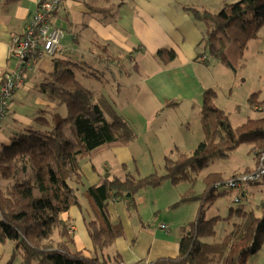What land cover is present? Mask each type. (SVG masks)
<instances>
[{"label":"trees","instance_id":"1","mask_svg":"<svg viewBox=\"0 0 264 264\" xmlns=\"http://www.w3.org/2000/svg\"><path fill=\"white\" fill-rule=\"evenodd\" d=\"M97 11L105 13L106 9ZM193 16L205 23L206 49L232 66L230 53L242 54L249 40L258 37L264 26V0H223L219 13L194 9ZM90 50L98 53L108 66L117 65L120 72L124 71L125 56H114L107 44L94 42ZM156 56L166 63L174 60L176 54L173 49L161 48ZM54 64V70L40 82L39 90L59 105H67L66 115L58 117L50 129L28 127L16 133L0 149V242L13 243L10 258L5 262L0 258V264H14L18 257L21 264H118L99 256L124 233L122 223H113L111 219V202L120 200L136 206L135 196L140 190L160 186L167 178L173 182L186 180L215 159L229 157L242 144L250 146L259 163L264 151V116L250 117L234 126L229 113L216 105V90L207 89L201 107L205 137L192 153L173 149L177 154L165 157V174L155 172L138 177L136 165L123 176H103L98 183L85 188L83 195L94 212L87 228L96 253L99 252L88 256L74 249L73 224L64 217L72 206L81 203L78 191L84 184L82 164L104 150L131 144L138 133L115 102L79 79L78 73L98 76L93 65L59 58H55ZM254 95L250 99L252 107L260 102ZM177 104L178 100H172L165 105ZM252 169L249 167L246 172ZM225 179L222 172H211L204 178L203 192L189 190L181 196L175 204L200 201L198 214L183 230L179 254L159 258L152 264H249L250 258L258 256L264 243V209L262 215L243 206L237 210L230 207L228 217L205 215V208L215 199L234 190L217 184ZM245 193L243 190L240 195L246 196ZM233 213L239 220L217 236L218 223L231 220Z\"/></svg>","mask_w":264,"mask_h":264},{"label":"crops","instance_id":"2","mask_svg":"<svg viewBox=\"0 0 264 264\" xmlns=\"http://www.w3.org/2000/svg\"><path fill=\"white\" fill-rule=\"evenodd\" d=\"M39 1L0 0V84L4 72L18 67V62L11 56L12 38L24 32ZM97 8H105L106 12H99ZM52 23L65 31L61 46L55 57L35 59L25 70L24 81L12 97L10 110L0 121V149L9 144L16 133L28 127L50 129L58 117L66 115L64 105L48 99L39 90L40 82L54 70L55 58L86 62L97 72L110 75L113 90L118 94L120 109L117 108L122 114L129 113L135 128L140 131L139 137L131 144L111 148L85 160L82 164L84 184L80 186L98 183L105 175L104 170H112L106 176H123L131 170L133 162L139 163V160L149 170L154 169L155 161L148 159L154 154V149L148 146V138L155 141L164 158L175 148L190 154L204 140L201 123L203 96L206 89L215 84L207 65L196 61L197 45L203 41L206 26L188 13L179 1L66 0L54 14ZM94 42L107 44L114 56H125L122 63L124 71L120 72L121 67L117 65L108 66L98 53L91 51ZM161 48L173 49L175 59L163 63L156 56ZM131 52L133 54L126 56ZM78 77L85 85L87 82L84 80L102 82L100 76L87 77L78 73ZM120 96L122 100H119ZM172 100H178L179 104L167 107L165 104ZM252 108L257 110V106ZM140 155L143 159L139 158ZM213 172L224 173L220 170ZM263 185L247 187L246 191L261 192ZM240 193L243 190L237 195ZM197 207L193 208L191 217L183 221L185 224L178 231L174 223L166 220L146 224L141 215L135 227L127 216L126 202L114 200L109 204L113 223L121 222L125 232L128 221L131 233L115 241L124 259L119 261L116 251L111 258L118 257V264H152L159 258L176 257L183 230L196 216ZM82 208L86 209L83 211ZM87 210L94 214L89 200L86 203L81 200L80 205L72 206L64 217L70 218L73 224L77 250H87L85 254L95 256L99 252L96 253L87 228ZM164 223L168 225L167 229L161 227ZM9 242L13 246L11 241L0 243L6 245Z\"/></svg>","mask_w":264,"mask_h":264},{"label":"rangeland","instance_id":"3","mask_svg":"<svg viewBox=\"0 0 264 264\" xmlns=\"http://www.w3.org/2000/svg\"><path fill=\"white\" fill-rule=\"evenodd\" d=\"M180 2L181 6L187 7V12L192 14L193 10L199 9L201 11L208 10L212 13H219L223 7V0H177ZM230 2H235L237 0H229ZM194 17V16H193ZM65 35V31L63 30ZM63 35V37H64ZM230 60L233 64L232 66L227 65L226 62L215 58L211 55L210 51L206 49L205 42L202 41L197 45V56L196 61H199L206 66L207 70L210 71L213 83H215L211 88L216 90V105L225 108L228 111L230 116V122L232 125L237 126L244 121H246L249 117H261L264 116V26H262L259 31V35L256 38H252L247 43L244 48L242 54H237L235 52L230 53ZM209 65V66H208ZM106 73V72H105ZM98 76L101 77L102 82L99 80L94 81H86V85L95 89L97 93H103L109 99L116 103L117 107L120 109V104L117 101L118 94L113 90V80L110 78V75L99 73ZM93 82V83H91ZM118 82H116L115 86ZM217 84V85H216ZM209 89V88H207ZM206 89V90H207ZM255 94V95H254ZM254 95L257 97L256 99L260 101L257 103V109L262 108V110H255L252 108L250 104V99ZM122 96H120L119 100H122ZM218 98V100H217ZM67 109V105L64 104V107ZM123 111V110H121ZM124 113V112H123ZM250 113V114H249ZM129 121L132 122L133 117L128 113L124 114ZM137 130V129H136ZM139 137V133L138 132ZM150 139V143L148 146L151 149H154L153 157H149L148 159H153L155 161L154 169L147 168L143 165L142 160L140 162H133L131 170H134L135 166H138V177H143L152 173L157 172L158 174H165V158L160 155V151H158L156 143L153 139ZM146 149L144 145H140ZM109 150V149H107ZM138 151H140L137 148ZM106 151V150H104ZM104 151L96 154L100 155ZM177 152H173L170 156H176ZM261 156V155H260ZM140 159H143V156H139ZM257 157L250 150V146L247 144H242L239 148L233 151L229 157L226 158H218L214 161L210 162L206 167H204L199 173L193 175L186 180H181L179 182H173L170 179H165L160 186L157 187H149L140 190L135 196L136 206L129 205L126 202L127 206V216H129V220L132 225L138 224L139 215L142 216V221L146 224L149 221H152L154 224L160 223L163 220L168 221L169 223L175 224V230H180L182 226H184L183 221L185 219H189L193 213V208L197 207L196 216L199 211L200 201H191L188 203H179L178 202L182 195L187 194L189 190H193L195 193H201L206 188L204 178L206 175L213 171H224V176L226 177V181L232 178H239L242 176H246L254 172L259 164L257 162ZM100 165V163H98ZM252 167L253 169L249 172H246V169ZM152 170V171H151ZM103 173L106 176L108 173H112V170H104ZM264 178H261L260 181L254 183L252 181H246L240 188L234 189L233 191L228 192L227 194L219 196L213 204L209 205V207L205 208V215L207 218L221 215L222 217H228L230 215V207H233L235 210L243 206L247 210H254L258 215H262L263 210L262 206H264V185L262 186V190L254 191L255 193L252 195L253 191H246L247 187L251 186H260L263 184ZM218 185L223 184V182L217 183ZM86 187V185H84ZM85 187L80 186L78 194L83 200V202H88L86 198L83 197V192L85 191ZM260 188V187H259ZM246 191V196H241V201L237 202L235 200V196H237L238 191L240 190ZM254 189H258L254 187ZM227 192V191H225ZM181 195V196H180ZM177 199V197H179ZM262 204V205H260ZM83 211L86 208H82ZM235 212V211H234ZM194 217V219L196 218ZM88 220L94 218V214H92L89 210H87ZM122 218H124L122 216ZM231 220L220 221L217 225V236H222L225 232V229L232 228L234 222L239 220V217L236 213L230 218ZM187 223V222H186ZM136 227V226H135ZM129 229V223L127 221V228L121 237L129 236L131 230ZM118 239V238H117ZM1 244L0 248V257L3 258V262L8 260L13 252V246L9 242L4 245ZM74 249H77V246L74 245ZM87 251V250H84ZM114 251L118 252L119 261L124 259V255L120 251V247L113 244L108 248H105L103 251L99 253V256L102 254L105 257H100V259H105L106 261L116 262L117 258L111 259ZM118 261V262H119ZM249 264H264V243L263 246L255 258H250L248 261ZM14 264H21V257H18Z\"/></svg>","mask_w":264,"mask_h":264},{"label":"built area","instance_id":"4","mask_svg":"<svg viewBox=\"0 0 264 264\" xmlns=\"http://www.w3.org/2000/svg\"><path fill=\"white\" fill-rule=\"evenodd\" d=\"M66 0H40L36 12L28 19L22 34L13 36L11 56L18 62L15 70L3 73L0 84V121L3 120L11 107V100L18 87L24 81V72L35 59L44 56L55 57L61 46L63 30L53 25L52 19ZM264 178V151L260 156L258 168L249 175L232 178L224 181L220 186L223 189H237L246 181L256 182ZM246 194V193H245ZM237 202L241 201L236 196ZM167 229V224H161Z\"/></svg>","mask_w":264,"mask_h":264},{"label":"water","instance_id":"5","mask_svg":"<svg viewBox=\"0 0 264 264\" xmlns=\"http://www.w3.org/2000/svg\"><path fill=\"white\" fill-rule=\"evenodd\" d=\"M131 194H128V196H130Z\"/></svg>","mask_w":264,"mask_h":264}]
</instances>
